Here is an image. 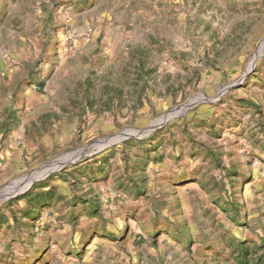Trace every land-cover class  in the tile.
I'll list each match as a JSON object with an SVG mask.
<instances>
[{
	"label": "rangeland",
	"instance_id": "rangeland-1",
	"mask_svg": "<svg viewBox=\"0 0 264 264\" xmlns=\"http://www.w3.org/2000/svg\"><path fill=\"white\" fill-rule=\"evenodd\" d=\"M263 46L264 0H0V264H264Z\"/></svg>",
	"mask_w": 264,
	"mask_h": 264
},
{
	"label": "bare ground",
	"instance_id": "bare-ground-1",
	"mask_svg": "<svg viewBox=\"0 0 264 264\" xmlns=\"http://www.w3.org/2000/svg\"><path fill=\"white\" fill-rule=\"evenodd\" d=\"M264 47V46H263ZM258 54V53H257ZM252 64V63H251ZM73 153H71L70 155H67V156H63V157H60L59 159L57 160H54L53 162H51V164L49 166H53V164H58V163H63L64 161H66L67 159L69 158H72L73 157ZM55 162V163H54ZM51 167H43L42 169L38 170L35 172V174L31 175L30 178L27 180V183H30L33 179H35L37 176H40L46 172H48V170H50ZM26 183V184H27Z\"/></svg>",
	"mask_w": 264,
	"mask_h": 264
}]
</instances>
